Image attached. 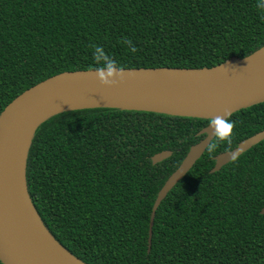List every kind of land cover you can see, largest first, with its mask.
Returning a JSON list of instances; mask_svg holds the SVG:
<instances>
[{"label":"trees","instance_id":"1","mask_svg":"<svg viewBox=\"0 0 264 264\" xmlns=\"http://www.w3.org/2000/svg\"><path fill=\"white\" fill-rule=\"evenodd\" d=\"M96 46L116 68H210L264 46V0H0V112L50 76L107 68ZM227 119L231 144L206 148L166 194L149 251L157 193L210 120L110 107L56 114L27 153L30 201L86 264H264V140L211 172L215 156L264 130V102ZM162 151L171 155L152 164Z\"/></svg>","mask_w":264,"mask_h":264},{"label":"water","instance_id":"2","mask_svg":"<svg viewBox=\"0 0 264 264\" xmlns=\"http://www.w3.org/2000/svg\"><path fill=\"white\" fill-rule=\"evenodd\" d=\"M262 46L242 59H231L207 68H115L114 85H105L100 79L108 68L65 71L50 76L17 95L0 112V263L1 264H86L65 250L48 232L33 205L37 218L49 237L64 254H56L38 247L21 230L16 219L11 197L16 157L27 131L34 126L24 158L37 127L50 117L67 111L110 107L170 116L207 119L217 115L228 118L233 113L264 102V57L258 53ZM113 77H109L112 80ZM93 105L74 106L75 104ZM61 107H68L59 110ZM214 128L209 124L199 131L204 135L191 146L179 167L168 177L151 208L148 251L155 212L166 194L179 182L202 156L213 140ZM264 140V130L242 140L235 148L214 157L211 172L229 163ZM171 155L162 151L151 157L152 164ZM26 188V183H25ZM27 192V190H26ZM28 195V192H27ZM28 199L29 195H28ZM31 202V201H30ZM32 204V203H31ZM264 214V206L260 212Z\"/></svg>","mask_w":264,"mask_h":264},{"label":"bare ground","instance_id":"3","mask_svg":"<svg viewBox=\"0 0 264 264\" xmlns=\"http://www.w3.org/2000/svg\"><path fill=\"white\" fill-rule=\"evenodd\" d=\"M258 56L264 57V48L258 53ZM94 103L75 104L74 106L93 105ZM68 107H61L59 110ZM34 126H32L22 142L19 153L16 157V167L14 169L13 181L11 183V197L13 200V209L15 210L16 219L21 225V230L27 233L30 239L38 247H45L52 250L56 254H64L63 249L56 244L42 227L40 220L37 218L32 207L25 188L23 172H24V158L30 137Z\"/></svg>","mask_w":264,"mask_h":264},{"label":"clouds","instance_id":"4","mask_svg":"<svg viewBox=\"0 0 264 264\" xmlns=\"http://www.w3.org/2000/svg\"><path fill=\"white\" fill-rule=\"evenodd\" d=\"M130 43V41H129ZM131 51L135 52L136 49L133 47L131 49ZM94 53H101L104 54V51L101 47L96 46ZM93 53V54H94ZM105 55V60L107 61V68H108V73L105 76L103 72H101L100 74V79L103 81V83L105 85H114L117 83V80L115 79L116 77V73L114 71V69L117 67L116 66V62L114 60H112L107 54ZM97 60L100 59V56L97 55L95 57ZM109 77H113L112 80H109ZM124 79V71L121 68V73H120V80ZM209 125L214 128V136L215 139L209 144V146L207 147V151L208 153H213L216 148L218 147V143L217 141H227L229 144H231L232 142V138L234 136V129H235V121L229 120L227 118H225V116L223 115H217L213 118H210L209 121ZM237 158L236 155H232V159L235 160Z\"/></svg>","mask_w":264,"mask_h":264}]
</instances>
